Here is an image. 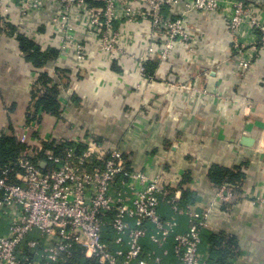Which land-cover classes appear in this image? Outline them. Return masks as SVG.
<instances>
[{
    "label": "built area",
    "instance_id": "1",
    "mask_svg": "<svg viewBox=\"0 0 264 264\" xmlns=\"http://www.w3.org/2000/svg\"><path fill=\"white\" fill-rule=\"evenodd\" d=\"M196 12L223 18L237 56L235 67L242 76L253 73L264 55V0H0V26L13 38L43 36L42 50L70 51L79 64L89 61L88 47L93 43L106 64L128 60L141 66V78L148 86L156 82L146 72L149 64L169 66L178 45L189 54L197 51L200 41L190 26ZM46 15L43 28L32 31L35 20ZM139 27L143 32L132 29ZM81 28L89 41L79 37ZM138 44L145 48L141 56L133 52ZM42 89L38 80L34 90ZM173 91L195 97L207 94L187 82L159 93L170 96ZM231 102L247 118L260 107L241 94ZM33 117L32 109L29 119L36 129ZM12 136L27 148L19 155L15 173L4 170L0 178V222L7 227L0 236V264H65L74 246L83 248L86 258L97 264H150L142 258L143 240L164 246L171 237L176 264H208L201 244L211 210L181 205L163 172L151 176L129 165L117 143L93 134L76 132L71 141L55 142L53 147H64L62 151L45 148L28 133ZM67 143L71 145L65 147ZM257 149L263 152L264 144ZM248 197L229 183L216 194L231 206ZM253 201L264 205V195ZM162 204L169 206L170 219L160 216ZM180 217L189 220L185 233L177 232ZM148 224L154 226L153 234ZM109 232L113 242L108 241ZM24 244L27 253L22 251ZM31 251L36 260L29 257Z\"/></svg>",
    "mask_w": 264,
    "mask_h": 264
},
{
    "label": "crops",
    "instance_id": "2",
    "mask_svg": "<svg viewBox=\"0 0 264 264\" xmlns=\"http://www.w3.org/2000/svg\"><path fill=\"white\" fill-rule=\"evenodd\" d=\"M48 17L37 18L32 31L41 30ZM190 26L200 41L195 45L197 51L189 54L178 45L169 66L161 68L157 62L153 73L147 66V74L156 81L148 86L141 78V66L128 60L106 64L93 43L88 47V62L79 64L72 52L51 48L59 52L57 59L37 68L26 59L17 39L0 26V132L8 136L28 133L40 143L71 141L76 132L115 142L129 165L151 176L163 172L185 205L200 212L211 210L203 230L237 239L240 253L233 264H264V205L253 201L264 195V151L257 149L259 143L264 144V55L253 73L242 76L234 65L237 56L221 16L196 12L190 17ZM132 29L143 32L140 27ZM79 35L88 38L83 28ZM38 38L33 41L42 48L45 39ZM133 52L141 56L145 48L138 44ZM58 69L65 71L64 79ZM44 72L59 85L63 110L60 117L43 114L35 129L27 116L32 93ZM178 82L191 83L207 94L159 93ZM140 87L143 94L138 93ZM237 94L260 104L252 117L242 116L232 106L231 99ZM39 116L34 112L33 120L38 121ZM244 136L254 138L252 147L242 145ZM213 166H243L246 176L241 192L249 197L234 206L216 198L222 186L209 178ZM188 193L197 197L193 204L186 200ZM159 214L164 219L173 215L166 204ZM178 222L177 232H187L189 220L180 217ZM147 228L150 234L155 232L152 224ZM6 233V225L0 222V236ZM107 238L114 240L113 234L107 233ZM207 252L203 239L201 253ZM142 258L150 264H176L173 238L164 246L144 239Z\"/></svg>",
    "mask_w": 264,
    "mask_h": 264
},
{
    "label": "trees",
    "instance_id": "3",
    "mask_svg": "<svg viewBox=\"0 0 264 264\" xmlns=\"http://www.w3.org/2000/svg\"><path fill=\"white\" fill-rule=\"evenodd\" d=\"M13 31V30H12ZM17 41L19 43L21 51L24 53L26 59L31 62L37 68H43L47 63L57 59L59 52L57 50H42V48L33 40L26 38L24 36H18ZM156 62L149 64V72H154L156 69ZM58 72L63 78L65 71L58 69ZM64 79V78H63ZM52 82L49 74L44 72L41 74L39 83L42 90H34L32 93L31 106L28 111V121L31 119L32 109L36 114H40L38 122H41V117L43 114H48L50 116L60 117L62 113V105L58 100V95L60 94L59 85H54L50 87L49 84ZM45 148H51L55 151H62L63 148H54L53 142H44ZM71 143H67L65 147L70 146ZM26 145L21 144L13 136L2 135L0 136V178L4 170H9L12 175L17 170L16 162L19 155L25 151ZM246 173L243 171V166L235 167L234 169L223 168L220 166H213L209 172L210 180L217 186H222L223 184L229 183L230 185L238 186L241 191L243 182L245 180ZM13 177V176H12ZM194 203L197 199L193 194H186V200ZM181 205L185 203L181 202ZM191 205V204H190ZM109 234H112L109 232ZM204 239V246L207 248V253L204 255L208 259V264H233L235 258L239 256V246L237 244V239L233 236L222 234L214 235L206 233L202 230V242ZM22 251L27 253L25 244L22 247ZM31 260H36V253L31 251L28 253ZM65 264H97L95 261L86 258L83 248L80 246H74L71 251V256Z\"/></svg>",
    "mask_w": 264,
    "mask_h": 264
},
{
    "label": "water",
    "instance_id": "4",
    "mask_svg": "<svg viewBox=\"0 0 264 264\" xmlns=\"http://www.w3.org/2000/svg\"><path fill=\"white\" fill-rule=\"evenodd\" d=\"M254 142H255L254 138L246 137V136H244L241 140L242 145L247 146V147H252L254 145ZM40 165L44 167L46 164L41 163Z\"/></svg>",
    "mask_w": 264,
    "mask_h": 264
},
{
    "label": "rangeland",
    "instance_id": "5",
    "mask_svg": "<svg viewBox=\"0 0 264 264\" xmlns=\"http://www.w3.org/2000/svg\"><path fill=\"white\" fill-rule=\"evenodd\" d=\"M148 173V172H147Z\"/></svg>",
    "mask_w": 264,
    "mask_h": 264
}]
</instances>
